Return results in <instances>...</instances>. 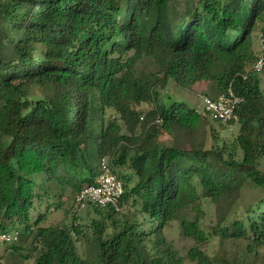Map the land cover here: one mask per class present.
Here are the masks:
<instances>
[{"label": "trees", "instance_id": "16d2710c", "mask_svg": "<svg viewBox=\"0 0 264 264\" xmlns=\"http://www.w3.org/2000/svg\"><path fill=\"white\" fill-rule=\"evenodd\" d=\"M263 14L264 0H0L2 221L32 232L38 202L57 196L55 185L79 193L103 157L138 178L123 197L133 195L138 216L114 221L109 236L105 219L118 212L102 208L86 258L76 221L40 227L38 214L32 264H264V91L248 70ZM143 58L148 72L137 69ZM170 79L186 89L208 80L218 94L232 84L242 97L235 138L220 143L199 109L168 104ZM107 108L117 116L105 124ZM200 197L218 206L215 235L239 247L210 256V237L189 220L186 257L166 239L169 222Z\"/></svg>", "mask_w": 264, "mask_h": 264}, {"label": "rangeland", "instance_id": "374dc122", "mask_svg": "<svg viewBox=\"0 0 264 264\" xmlns=\"http://www.w3.org/2000/svg\"><path fill=\"white\" fill-rule=\"evenodd\" d=\"M182 7L183 11L185 5ZM261 32H264V14L260 18L253 35L254 51H258L259 49V33ZM252 65V63L249 64V71H251ZM151 68L152 63L148 58H143L137 64L138 71L148 72ZM253 74L258 77L260 81V88L264 91V72H254ZM162 94L167 97L166 102L168 104H171L172 102H183L186 107L200 110L202 109L205 97L216 98L219 95L214 82L205 80L197 83L191 88L186 89L177 85L173 79H170L166 88L162 90ZM140 108L142 110H148L149 105L143 104ZM116 116L117 114L114 109L107 108L104 118L105 124H107L110 120H114ZM203 116H205V124H207L209 128H215V132L218 135L220 143L224 140H232L237 135L240 128L239 123L222 125L212 114H206ZM119 122L122 123L121 120H119ZM123 132L127 133L125 126H123ZM162 139L166 142L170 141V137L166 134L162 136ZM262 168L264 169V162L262 163ZM117 170L119 172L117 173L127 185L129 191L138 179L135 171L132 170L128 164L118 166ZM126 177H131L130 181H128ZM53 192H55L57 196H50L42 203L38 202L37 208L39 210L33 211L31 221V225L33 227L32 232H25L24 226L17 222H3L0 218V231L8 230L13 232V230H18L21 232L19 239L14 244L0 243V264H32L35 261L39 253V248L37 250L34 245H40L34 242L38 230V227L34 226V223L38 218H36V216L41 214H43V221L39 224L40 227H49L53 225H68L70 227L72 224L77 222L79 224L78 226L82 227V235L79 236L78 239L80 240L77 242L78 252L81 257H87L86 236H90L92 234V221L95 219L104 220L106 210L98 207L101 212H97V206H94L93 204H87L85 207L80 208L76 202L78 192L74 191L69 185H55ZM198 192L201 195L203 192L202 188H198ZM132 196H130L128 201L125 202L124 208L116 213L114 218L105 219L109 236L114 234L116 231V227L113 224L114 221H118L123 224L126 219L133 220L136 216H138V209L133 204L134 198ZM245 197L246 199H250L252 197V191H246ZM58 203L60 205L57 208L56 204ZM50 205L51 207L48 208L47 206ZM233 214H235L234 209L231 211V218L229 220L232 219ZM137 218L139 219V217ZM184 220L197 221L202 229L207 232L210 240L209 242L202 244V247L210 256H216L220 252H223L224 249L233 250L239 247V244H236L231 240L222 241L218 235H215L216 232H214V228L218 224L219 220L218 206L206 197H200L195 203L181 209L176 218L169 222V226L165 230L166 239L174 244L183 257H186L188 250L195 243L194 240L186 237L184 234ZM28 256H30V258H28Z\"/></svg>", "mask_w": 264, "mask_h": 264}, {"label": "built area", "instance_id": "2783aa9c", "mask_svg": "<svg viewBox=\"0 0 264 264\" xmlns=\"http://www.w3.org/2000/svg\"><path fill=\"white\" fill-rule=\"evenodd\" d=\"M260 55L253 63L250 72H264V32L259 33ZM249 72V73H250ZM249 73L243 75L245 79ZM242 101L230 84L226 92L220 93L216 98H204L202 109L199 111L206 115L212 114L219 117L225 123L236 124L240 117L237 108ZM99 174L95 181L85 186L77 195L76 202L80 208L87 204H93L99 208H112L121 211L125 206L123 197L125 195V183L119 176L115 168L111 165L108 157H103L99 162ZM21 235L18 230L13 232L8 230L0 231V243L16 242ZM3 261V260H1Z\"/></svg>", "mask_w": 264, "mask_h": 264}, {"label": "crops", "instance_id": "0c3cea01", "mask_svg": "<svg viewBox=\"0 0 264 264\" xmlns=\"http://www.w3.org/2000/svg\"><path fill=\"white\" fill-rule=\"evenodd\" d=\"M259 48H260V43H259Z\"/></svg>", "mask_w": 264, "mask_h": 264}]
</instances>
